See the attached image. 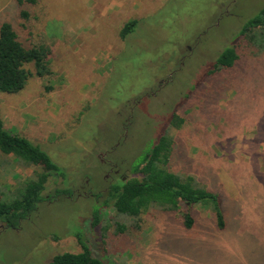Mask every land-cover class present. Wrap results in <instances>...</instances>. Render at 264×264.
Returning <instances> with one entry per match:
<instances>
[{"label": "rangeland", "instance_id": "374dc122", "mask_svg": "<svg viewBox=\"0 0 264 264\" xmlns=\"http://www.w3.org/2000/svg\"><path fill=\"white\" fill-rule=\"evenodd\" d=\"M263 6L264 0H38L25 7L24 21L16 0H0V25L9 22L26 47L47 46L51 70L18 94L0 92L4 127L39 146L65 175L48 179L44 201L17 229L0 223V264H47L57 254L78 253L77 233L108 264H264V140L255 138L264 137V81L254 99L244 94L237 101L229 91L203 105L204 78L217 55ZM134 19L123 41L120 31ZM173 114L185 120L180 129L169 126ZM166 129L184 151L172 172L206 186L217 174L228 189L225 230L199 207L187 229L180 212L154 208L130 220L102 205L111 181L104 177L132 178V166ZM253 168L259 183L243 196L240 186ZM39 171L0 153V198ZM59 189L71 197L55 196Z\"/></svg>", "mask_w": 264, "mask_h": 264}, {"label": "trees", "instance_id": "16d2710c", "mask_svg": "<svg viewBox=\"0 0 264 264\" xmlns=\"http://www.w3.org/2000/svg\"><path fill=\"white\" fill-rule=\"evenodd\" d=\"M38 0H16L19 16L24 21L29 20L25 7L34 6ZM138 20L126 22L120 38L125 41L134 32ZM50 50L47 46L39 45L26 47L19 40L18 34L9 22L0 25V92L8 95L20 93L33 77H45L51 74L49 68ZM264 6L257 15L249 19L234 36L230 45L222 49L204 78L205 87L204 108L208 104H217L226 99V93L233 91L235 100L242 95L252 99L255 97L256 86L264 81ZM201 83L194 87L198 89ZM252 86L254 90H251ZM200 88V87H199ZM257 99V98H255ZM246 106V109L249 110ZM263 119V117H262ZM184 118L173 114L169 126L180 129ZM264 121V119H263ZM169 130L161 132L152 145L142 153V160L131 168L132 178L119 180L108 187L106 197L102 202L105 207L113 208L119 216L138 220L143 212L149 209H160L165 213H181V222L191 229L196 218L193 209L199 207L210 212V217L218 231H223L227 224L228 200L231 195L225 185L214 174V181H199L191 175L181 176L170 170V165H179L184 151ZM264 128L259 130L262 135ZM264 140V137H255ZM0 153L13 156L24 166L38 167L35 172L11 192H4L0 198V223L9 229H17L21 223L36 212L44 201L43 192L51 176L64 178V172L55 165L48 154L19 134H12L4 127L0 112ZM255 166V164H254ZM180 167V166H179ZM250 179H244L240 186L243 196L250 184L259 183L256 176L257 168ZM252 170V172H253ZM262 177V176H261ZM236 181V179H233ZM206 182V181H205ZM264 187V185H263ZM70 196L66 189L55 191V196ZM96 195V199H99ZM96 208H98L96 206ZM98 209L93 215V225L98 221ZM120 230L123 227L120 226ZM81 251L78 253L65 252L57 254L47 264H108L93 256L89 246L76 234ZM264 249V241L262 242Z\"/></svg>", "mask_w": 264, "mask_h": 264}, {"label": "flooded vegetation", "instance_id": "af4514ba", "mask_svg": "<svg viewBox=\"0 0 264 264\" xmlns=\"http://www.w3.org/2000/svg\"><path fill=\"white\" fill-rule=\"evenodd\" d=\"M101 162H102L103 164H105V165H107L108 163H110V162H105L104 159H102ZM115 165H116V164H115ZM111 166L113 167V165H111ZM114 174H118V170H114ZM129 175H130V174H129ZM104 178H105L106 180H109V181L111 180V181H110V184H109L108 187H110V185H112V184H113V185L116 184L117 181H119V180L125 181V176H124V175H120V176H118L119 179L116 180V181L114 180V178H111V175H106ZM108 187H107V190H108ZM107 190H105L106 193H107ZM91 196H92V195H91ZM67 198H70V196H69V197L67 196ZM1 228L4 229V230H5V229H9V228L6 227L5 225H3V226L1 225Z\"/></svg>", "mask_w": 264, "mask_h": 264}]
</instances>
